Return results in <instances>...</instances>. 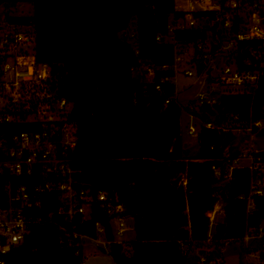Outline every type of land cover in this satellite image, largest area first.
<instances>
[{"label":"trees","instance_id":"obj_1","mask_svg":"<svg viewBox=\"0 0 264 264\" xmlns=\"http://www.w3.org/2000/svg\"><path fill=\"white\" fill-rule=\"evenodd\" d=\"M175 2L0 0L4 10L20 4L34 8L32 16L7 15L6 19L33 27L37 61L50 66L59 97L73 104L70 119L77 125L78 143L70 157L78 171L77 181L118 195L134 219L136 238L130 246L110 245L116 264H187L184 247L199 248L208 239L209 215L220 192L212 166L222 165L220 160L228 147L232 157L238 155L232 132L202 129L198 157L186 156L181 138L182 109L172 83L175 46L165 40L171 16H184ZM196 16L213 19L215 14L201 12ZM132 23L133 43L123 35ZM209 31L177 30L174 38L186 45L205 40ZM258 44H238L236 58L241 69L247 57L245 49ZM145 66L155 69L153 79L146 76ZM159 84L161 91L156 89ZM168 99L171 101L166 104ZM220 101V105L204 107L196 115L216 125L231 113L246 123L264 119V74L254 93L224 95ZM32 129L24 123L0 124V136ZM177 179L180 181L175 185ZM250 179L249 169H235L222 189L226 219L215 229V246L221 245L220 240L244 236L264 221V197H255L251 213L247 212V201L239 199L249 194ZM45 200L44 213L58 209L56 195H47ZM96 221L102 222L107 239L113 240L111 219L98 206L92 220L78 224L77 229L96 236ZM60 237L56 228L36 226L25 243L11 253L9 262L82 264L74 250L60 243ZM261 256L264 261V252Z\"/></svg>","mask_w":264,"mask_h":264},{"label":"built area","instance_id":"obj_2","mask_svg":"<svg viewBox=\"0 0 264 264\" xmlns=\"http://www.w3.org/2000/svg\"><path fill=\"white\" fill-rule=\"evenodd\" d=\"M185 2L186 8L179 10L184 16L179 19L172 17L173 23H169L166 42L174 46L178 44L174 38L177 30L208 28V35L211 34L219 45V49L211 53L207 36L205 40L179 44L182 46L180 50L175 46V65L184 61L187 48L194 46L191 60L197 62V72L202 75V79L199 80L191 115L199 117L196 114H200L202 108L220 105L224 95L252 94L256 91L264 74V0ZM201 12H213L215 17H197L196 14ZM123 35L129 42L135 41V33L124 32ZM171 36L175 44L167 41ZM158 40H162V37H158ZM253 41L259 44L245 49L247 57L242 69L237 58L232 67L229 64L231 57L224 56V69L218 77L212 78L216 66L210 57L223 49L224 42L227 43L226 48L237 57L238 44ZM35 47L36 38L32 26L8 21L0 26V124L24 123L34 127L10 136H0V264H11V253L25 243L36 226L59 230L60 243L74 250L75 256L81 257L82 264H85L86 240L97 242L103 251L110 248L111 244L120 242L107 239L106 227L100 221L94 223L96 236L79 231L77 225L91 221L95 206H98L111 219V224L117 221L116 232L123 236L125 219L128 217L127 208L120 202L118 195L87 188L77 181L78 171L73 167L70 157L78 143L77 125L70 119L73 104L59 97L57 80L48 64L37 61ZM144 71L149 79L155 77L153 67L145 66ZM184 74L194 77L195 71L188 68ZM156 89L161 91V85H157ZM170 101L168 99L165 102L168 104ZM202 129H217L234 135L243 131L254 136L264 132V119L246 123L240 121L239 115L231 113L226 115L221 125L202 120L200 131L190 125L188 134L198 137ZM234 147L238 155L232 157L230 148H226L220 160L222 165L214 164L212 170L219 187L221 182H230L235 169L250 170L249 194L241 195L239 199L247 201V212L251 213L256 206L255 197H264V150L237 149V144ZM244 159L249 163H241ZM53 194L57 196L59 207L48 214L44 213L45 198ZM216 196L218 199L209 215L210 229L204 244L214 245L217 242L214 240L215 229L224 223L216 222L218 213L226 211L221 192ZM219 242L227 245L239 243L252 255L259 250L262 259L264 221L257 227L249 228L242 237ZM201 249L205 248H197L196 256H192L188 248L184 247L188 256L187 264H226L211 249H206L208 252L205 254H199Z\"/></svg>","mask_w":264,"mask_h":264},{"label":"rangeland","instance_id":"obj_3","mask_svg":"<svg viewBox=\"0 0 264 264\" xmlns=\"http://www.w3.org/2000/svg\"><path fill=\"white\" fill-rule=\"evenodd\" d=\"M175 7L177 10H182L186 8L185 0H176ZM34 13V8L31 4H20L15 7L3 9L0 7V26L4 25L7 21L6 16H32ZM170 22L173 23L172 16ZM127 33H135V23L127 29ZM167 41L174 42L173 37L169 38ZM133 45V44H132ZM176 49H182V46L176 44ZM227 43H223V49L217 54L211 55L216 69L212 73V78H216L221 74L222 69L225 67L223 62L224 56H230L231 61L229 64L235 66V53L226 48ZM188 53L185 54L184 61L177 62L175 65V77L172 79V83L176 88V101L182 109L181 114V138L184 144H191L189 147L184 148L186 156L189 158H196L199 155L200 146L199 139L196 136H191L188 134V128L193 125L197 131L202 128V120L199 117L191 115L192 107L195 105V97L199 90V80L202 79V75L197 72L198 64L191 60V56L194 52V46H189ZM191 68L195 71L194 77H188L184 74V71ZM222 90H229L226 87H219ZM241 140V141H240ZM235 144H237V149L242 148H253L254 150H264V136H258L251 134H246L245 132H238L236 134ZM241 163L248 164V160H242ZM228 184L227 181L219 183L220 192ZM226 219V211L218 213L216 217V222H224ZM125 231L123 236H119L116 232L118 224L117 221L112 222L114 239L117 242L122 243L124 246H130L136 238L134 219L131 216L125 219ZM214 231V230H213ZM188 248L185 246V249ZM205 249H211L215 252L217 256L221 257L226 264H264V261L260 258L259 250L255 251V255L245 250L243 246L239 243L233 244H221L220 246L204 244L202 247ZM197 247L188 248V253L192 256H196ZM84 262L85 264H116L110 255L109 248L103 251V247L92 240H86L84 242Z\"/></svg>","mask_w":264,"mask_h":264},{"label":"water","instance_id":"obj_4","mask_svg":"<svg viewBox=\"0 0 264 264\" xmlns=\"http://www.w3.org/2000/svg\"><path fill=\"white\" fill-rule=\"evenodd\" d=\"M4 9V8H3ZM207 43H208V45H209V47H210V52L211 53H214V52H216L218 49H219V45L215 42V40H214V38H213V36L211 35V34H209L208 35V38H207ZM211 71V70H210ZM191 144H184V148H187V147H189ZM179 181H180V179H177L175 182H174V184L175 185H178V183H179ZM85 187H87V188H92L91 186H89V185H85ZM105 251V250H104ZM208 252V250H206V249H201V250H199V254H205V253H207Z\"/></svg>","mask_w":264,"mask_h":264}]
</instances>
